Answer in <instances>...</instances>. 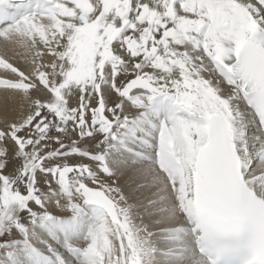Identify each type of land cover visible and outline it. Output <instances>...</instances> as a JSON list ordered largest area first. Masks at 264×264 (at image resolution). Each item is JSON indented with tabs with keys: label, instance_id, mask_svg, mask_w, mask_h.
Returning a JSON list of instances; mask_svg holds the SVG:
<instances>
[{
	"label": "snow or ice",
	"instance_id": "1",
	"mask_svg": "<svg viewBox=\"0 0 264 264\" xmlns=\"http://www.w3.org/2000/svg\"><path fill=\"white\" fill-rule=\"evenodd\" d=\"M0 42V264H264V0H0Z\"/></svg>",
	"mask_w": 264,
	"mask_h": 264
},
{
	"label": "bare ground",
	"instance_id": "2",
	"mask_svg": "<svg viewBox=\"0 0 264 264\" xmlns=\"http://www.w3.org/2000/svg\"><path fill=\"white\" fill-rule=\"evenodd\" d=\"M3 50H4L3 49V44H2V42H0V53H2ZM9 55L11 56V53H9ZM12 62L14 63V65L19 66V67H23L24 66V61H23V58H21V57L14 58ZM42 62H46V61H42ZM4 71L5 70L0 69V78H11L12 74H9V76H4L3 75ZM0 93H3V89H0Z\"/></svg>",
	"mask_w": 264,
	"mask_h": 264
}]
</instances>
